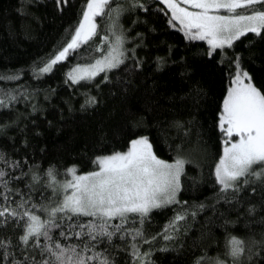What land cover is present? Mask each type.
Listing matches in <instances>:
<instances>
[{"label":"snow or ice","instance_id":"snow-or-ice-1","mask_svg":"<svg viewBox=\"0 0 264 264\" xmlns=\"http://www.w3.org/2000/svg\"><path fill=\"white\" fill-rule=\"evenodd\" d=\"M36 2L18 0L17 15L30 17ZM160 4L172 17L168 24L179 26L189 40L207 42L204 55L221 65L224 73L217 117L223 147L210 174L217 187L216 200L224 201L227 209L219 210L215 202H201L191 212L195 216L197 210L212 208L224 228V243L212 255L208 245H198L201 255L193 257V264H264V216L259 218L262 227L257 234L249 219L256 215L257 205L246 199L257 188L264 193V83L255 82L241 54L234 50L235 42L246 33L264 38V0H160L157 9ZM148 7L145 0H86L70 39L46 62L34 65L32 73L52 72L70 53L79 58L81 45L99 34L98 17L105 26L102 37L93 41L92 53L99 49V54L92 56L91 63L71 67L65 82L77 89H99L97 80L110 81L129 59L134 68H142L136 52L141 33L133 37L131 26L125 27L122 21ZM226 49H233L231 56ZM169 63L166 57L157 58V67ZM184 72L191 68L185 65ZM23 74L17 69H0V81L13 82ZM18 88L0 87V109L11 112L22 98L34 100L31 92L35 89ZM194 91L199 94L203 89ZM97 102L95 95L87 93L81 109ZM32 110L37 111L35 103ZM17 123L16 118L5 117L0 136L8 137ZM147 124V116L135 114L126 150H100L90 158L92 170H81L77 163L60 167L49 162L45 168L38 161L28 163L27 157L18 159L0 150V264H157L153 256L157 237L175 241L189 210L174 212L154 234L147 231L146 221L154 209L187 203L179 199V193L189 159L179 145L172 159L158 155ZM174 124L183 127L182 121ZM260 209L264 211V197ZM241 223L245 227L238 229Z\"/></svg>","mask_w":264,"mask_h":264},{"label":"trees","instance_id":"trees-1","mask_svg":"<svg viewBox=\"0 0 264 264\" xmlns=\"http://www.w3.org/2000/svg\"><path fill=\"white\" fill-rule=\"evenodd\" d=\"M85 2L67 0L57 5L55 0H37L32 15L21 19L16 12L18 0H0V69L24 73L16 81H0V87L36 90L31 92L32 102L22 98L11 112L0 109V123L5 117L18 120L9 130L10 139L0 136V150L18 159L27 157L28 163L38 161L45 168L49 162L60 167L77 163L81 170H92L90 158L100 150H126L132 117L143 114L147 116L148 133L158 155L172 159L173 149L179 145L189 159L179 193V199L187 203L154 209L151 219L146 221L147 231L154 234L161 231L174 212L181 208L189 210L175 241L168 243L162 236L157 237L153 253L157 264H193V257L201 255L198 245H208L209 255L215 254L218 245L224 243V228L219 219L210 207L197 210L195 216L191 212L201 202H215L219 210L227 209L224 201L216 200L217 187L210 174V166L222 154L223 147L217 121L225 84L221 79L222 66L204 55L208 49L206 41L189 40L179 27L168 24L171 17L163 11L162 4L157 9L159 0H145L147 11L140 9L131 19L122 21L125 27L131 26L129 34L133 37L141 33L136 52L142 68H134L129 59L115 75L109 74L110 81L98 79L99 89H77L65 82L71 67L91 63L92 56L99 54V49L92 53L93 41L102 37L105 26V21L98 17L99 34L81 45L79 58L70 54L52 72L34 75L32 67L46 62L70 39ZM127 46L131 48L132 43ZM234 50L241 54L255 82L264 83V38L246 33L235 42ZM226 51L231 56L233 49ZM158 57H166L171 63L157 67ZM185 65L191 72H184ZM194 89L203 91L197 94ZM87 93L95 95L98 102L85 110L81 104ZM32 103L37 111L32 110ZM175 121H182L183 127L177 128ZM262 197L264 193L257 188L246 198L257 205L256 215L249 217L257 234L262 227L259 218L264 216L260 209ZM231 215H236L235 209ZM236 227L244 228L245 223Z\"/></svg>","mask_w":264,"mask_h":264},{"label":"rangeland","instance_id":"rangeland-1","mask_svg":"<svg viewBox=\"0 0 264 264\" xmlns=\"http://www.w3.org/2000/svg\"><path fill=\"white\" fill-rule=\"evenodd\" d=\"M160 1V0H159ZM170 15V14H169ZM170 17H171V15H170ZM171 19H172V17H171ZM177 24H178V22H177ZM179 27V26H178ZM71 54V53H70ZM168 206V205H167Z\"/></svg>","mask_w":264,"mask_h":264}]
</instances>
